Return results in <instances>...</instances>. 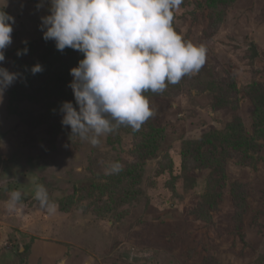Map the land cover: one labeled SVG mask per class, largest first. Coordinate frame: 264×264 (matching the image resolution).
I'll return each instance as SVG.
<instances>
[{
	"label": "rangeland",
	"instance_id": "rangeland-1",
	"mask_svg": "<svg viewBox=\"0 0 264 264\" xmlns=\"http://www.w3.org/2000/svg\"><path fill=\"white\" fill-rule=\"evenodd\" d=\"M39 2L0 0L15 18L2 63L22 73L0 103V264H264V0H184L173 27L206 48L204 66L145 93L154 116L96 147L61 124L83 54L43 39ZM111 161L119 174H105ZM36 184L55 214L37 206ZM12 190L19 213L4 208Z\"/></svg>",
	"mask_w": 264,
	"mask_h": 264
},
{
	"label": "clouds",
	"instance_id": "clouds-1",
	"mask_svg": "<svg viewBox=\"0 0 264 264\" xmlns=\"http://www.w3.org/2000/svg\"><path fill=\"white\" fill-rule=\"evenodd\" d=\"M184 0H47V14L39 28L45 41H54L58 51L71 48L83 54L70 69L75 105L59 106L62 126L71 136L100 145L101 139L122 126L139 131L154 116L147 92L163 93L185 76L199 73L206 62V48L186 41L173 27L174 12ZM45 6L40 0L37 9ZM0 8V103L5 91L22 78V73L3 66L5 52L13 43L15 18ZM25 47L16 55L28 53ZM43 66L33 64L32 75ZM78 172L81 168L76 169ZM123 165L111 161L105 174H119ZM22 193L12 190L4 202L8 213H19ZM34 200L49 215L57 205L47 188L36 184ZM58 264H67L61 258Z\"/></svg>",
	"mask_w": 264,
	"mask_h": 264
},
{
	"label": "trees",
	"instance_id": "trees-1",
	"mask_svg": "<svg viewBox=\"0 0 264 264\" xmlns=\"http://www.w3.org/2000/svg\"><path fill=\"white\" fill-rule=\"evenodd\" d=\"M6 11V10H5ZM66 49H68V48H66ZM65 49V50H66ZM64 50V51H65ZM70 56V55H69ZM77 61V60H76ZM212 141H215V140H212ZM212 144V143H211ZM216 145V144H215ZM217 146V145H216ZM217 151H219V152H216V154L212 157L213 158V160H212V163L211 164H209L210 165V167H212V175H211V178H212V181L213 180H215L216 179V183H218V180H217V177H216V175L217 174H219V173H221L223 170H224V166H223V164H222V160H224V159H226V155L224 154V152L226 151V149H224L223 147H221V148H219V149H217ZM219 153V154H218ZM213 162H214V164H213ZM214 173V174H213ZM223 179V178H222ZM135 181V183H136V180H134ZM226 181L227 180H223L222 182H221V180L219 181V183H225V185H226ZM223 184H219V185H223ZM244 199H245V197H244ZM243 199V200H244ZM247 199H249V197H247ZM250 202H251V200H250ZM250 202H248V203H250ZM251 204V203H250ZM247 209H249V207L247 208ZM263 255H261V257H262Z\"/></svg>",
	"mask_w": 264,
	"mask_h": 264
},
{
	"label": "water",
	"instance_id": "water-1",
	"mask_svg": "<svg viewBox=\"0 0 264 264\" xmlns=\"http://www.w3.org/2000/svg\"><path fill=\"white\" fill-rule=\"evenodd\" d=\"M253 51L255 52V49H253ZM87 263L89 264V260H87L84 264H87Z\"/></svg>",
	"mask_w": 264,
	"mask_h": 264
},
{
	"label": "bare ground",
	"instance_id": "bare-ground-1",
	"mask_svg": "<svg viewBox=\"0 0 264 264\" xmlns=\"http://www.w3.org/2000/svg\"><path fill=\"white\" fill-rule=\"evenodd\" d=\"M88 264V263H87ZM89 264H90V261H89Z\"/></svg>",
	"mask_w": 264,
	"mask_h": 264
}]
</instances>
